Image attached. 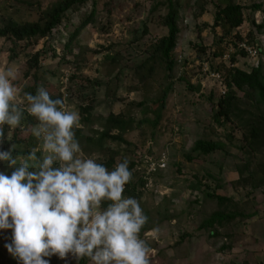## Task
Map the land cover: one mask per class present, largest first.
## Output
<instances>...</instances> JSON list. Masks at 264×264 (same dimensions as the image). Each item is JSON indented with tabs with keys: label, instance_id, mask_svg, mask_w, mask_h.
I'll return each mask as SVG.
<instances>
[{
	"label": "rangeland",
	"instance_id": "rangeland-1",
	"mask_svg": "<svg viewBox=\"0 0 264 264\" xmlns=\"http://www.w3.org/2000/svg\"><path fill=\"white\" fill-rule=\"evenodd\" d=\"M58 1L0 0V28L36 21ZM172 1L179 34L177 64L171 79L162 65H157L151 78L141 83L134 80V69L147 58L148 47L167 34L162 23L168 13V0H89L78 11L67 14L63 24L68 30L60 26L49 40L52 53L62 60L45 59L41 63V80L49 94H59L79 115L82 106H91L87 122H82L80 115L79 128L94 140L114 112L128 123L133 122L123 136L126 144L107 140L103 146L115 153L113 168L125 159L132 168L134 193L123 195L136 198L148 218V230L140 237L151 249L150 264H262L264 186L255 185L261 178L258 168L264 165V105L243 88L234 90L228 115H218V102L226 95L207 82L203 72L208 68L223 78L233 70L251 72L244 59L236 57L235 47L243 36L256 32L252 22L257 14L258 20L264 22V0ZM229 1L244 8V23L236 31L224 34L219 28L212 29L213 17L217 8ZM255 7L260 9L253 15ZM202 9L204 13L198 18ZM93 10L91 23L79 31L71 52L64 53L63 45ZM43 45L44 41L31 46L0 39V71L8 67L18 70L14 84L21 89V97L22 87L29 84L23 78L26 63ZM261 64L264 74V58ZM187 84H201L202 89L199 94L192 93ZM169 86L161 121L154 126L159 109L154 112L152 104ZM94 88L96 99L92 100ZM82 97L87 99L83 105ZM140 102L145 105L136 106ZM33 138L29 152L39 144ZM198 139L222 142L226 151L188 162L186 156ZM81 143L85 157L99 163L106 160L102 151ZM14 148L18 152L23 150L21 146ZM162 154L167 158L166 169L148 175L146 158L157 159ZM6 167V163L0 164V170ZM216 178L225 181H221L222 186ZM232 178L234 181H230ZM205 194H219L229 201L221 203ZM215 212L236 217L201 229V224ZM154 229L158 230L155 235ZM10 239L11 230H1L0 264H15V258L4 247ZM166 248L169 256L161 253ZM46 259L50 264H77L81 258L69 254L65 258L53 255Z\"/></svg>",
	"mask_w": 264,
	"mask_h": 264
},
{
	"label": "clouds",
	"instance_id": "clouds-1",
	"mask_svg": "<svg viewBox=\"0 0 264 264\" xmlns=\"http://www.w3.org/2000/svg\"><path fill=\"white\" fill-rule=\"evenodd\" d=\"M17 75L15 67L0 71V164H7L0 170V230H11L8 253L18 264H50L46 258L69 254L90 264H150L151 249L140 237L148 218L136 198L123 195L129 161L109 170L85 157L74 131L79 112L44 87L21 97ZM24 111L37 121L31 132L39 144L13 157L14 145L3 149L4 126H19Z\"/></svg>",
	"mask_w": 264,
	"mask_h": 264
},
{
	"label": "trees",
	"instance_id": "trees-1",
	"mask_svg": "<svg viewBox=\"0 0 264 264\" xmlns=\"http://www.w3.org/2000/svg\"><path fill=\"white\" fill-rule=\"evenodd\" d=\"M89 0H60L51 6L49 9L44 11L36 21L19 23L15 26H6L0 28V39L9 40L12 42H24L31 46H37L40 41H44L43 48L29 57L26 63V69L23 74L24 80L28 81V85L22 87V97L23 93L36 94L40 87L46 86L41 80V63L45 59H56L58 61L62 60L57 58L55 54L52 53L49 46V40L54 36L55 33L59 32L60 26L63 25V30L67 31L68 26L63 24L67 20V14L73 11H78L81 7L86 5ZM168 13L165 16L162 25L167 29V34L159 38L153 45H150V50L147 58L134 69V80L137 82H143L154 74L157 65H162L165 74L169 79L172 78L175 66L177 64V58L175 56V49L177 47V37L179 34V29L177 26V11L175 10V4L172 0H168ZM259 7L252 8V14H256L259 11ZM204 10L199 13L201 17ZM94 10L90 16L81 22L79 27L75 32L69 37V40L63 45V52L69 53L72 49V44L75 42L79 31L83 30L91 23ZM244 23V8L237 3L227 2L223 7H218L216 13L213 17L212 29L219 28L224 34L236 31ZM254 25V22H252ZM264 25L256 27L258 31L262 30ZM249 40L253 39L252 31L248 33ZM222 38L219 40L221 41ZM241 40V39H240ZM239 40V41H240ZM108 59V58H107ZM262 65V64H261ZM225 82V97L222 96L218 102L219 113L218 115L227 116L229 111L232 109V102L234 100V90H242L246 88L251 92L253 96L256 97L259 104L264 105V74L261 66L258 69L251 70L250 73L242 72L241 70L229 71L227 78H224ZM81 84H89V81H81ZM197 86H191L187 84V89L195 93ZM171 86L163 93L162 97L153 102V111L159 112L153 122L154 126H157L161 121V111L165 108V101ZM96 90L93 89L91 93L92 100H95ZM51 98L57 99L62 98L59 94H50ZM82 105L86 103L87 99L85 97L81 98ZM144 102L136 104L138 107H143ZM26 107V102L25 105ZM92 109L87 103L81 108V121L87 122L90 117ZM132 121L129 123L123 118L121 114L114 115L110 114L108 118L102 124V131L99 134L97 140L93 137L86 136L82 129L76 128L75 136L76 139L86 146L96 147L99 151H102L103 155H107L106 160L102 162L109 170L113 169L115 163V153L104 149V142L107 140H112L113 142H119L126 144L123 136L128 132ZM37 124L34 117L30 116L26 111L23 112L21 123L16 128H9L7 125L4 126L5 133V143L3 144V149L8 150L12 145L21 146L23 150L18 152L13 150V155L27 156L29 147L34 141V136L32 135L31 129ZM116 131L117 134H112ZM254 133V130L251 134ZM82 149V148H81ZM83 151V149H82ZM226 146L222 142H217L213 140L198 139L194 142L191 150V154L186 156L188 162L205 160V158L211 154L217 152H225ZM109 154V156H108ZM132 167V166H131ZM132 169V168H131ZM130 169V170H131ZM261 178H259L255 188L259 186H264V165L258 168ZM134 187L131 181L125 185V195H133ZM206 198L216 199L218 202L228 203L229 199L227 197L221 196L219 194H205ZM236 217L235 214H225L222 212L213 213L207 220L201 224V229L213 228L216 224H220L225 221H232ZM147 227L144 225L141 229V233L147 231ZM15 264L18 261L15 259ZM77 264H89L87 258H81Z\"/></svg>",
	"mask_w": 264,
	"mask_h": 264
},
{
	"label": "built area",
	"instance_id": "built-area-1",
	"mask_svg": "<svg viewBox=\"0 0 264 264\" xmlns=\"http://www.w3.org/2000/svg\"><path fill=\"white\" fill-rule=\"evenodd\" d=\"M254 25L255 28L264 25V22L259 21L258 14L255 16ZM264 29V27H263ZM262 29V30H263ZM253 32V39L249 40V37L243 36L240 41L236 44L235 50L237 58L241 57L244 59L247 67L250 70L258 69L261 66V62L264 58V35L262 30ZM233 67V65H232ZM203 75L206 77V81L212 86H215L221 95L225 94V82L224 78L217 71L211 72L208 68L204 70ZM148 175H154L159 171H164L167 166V158L165 154H162L157 159L148 157L145 161ZM1 237V230H0Z\"/></svg>",
	"mask_w": 264,
	"mask_h": 264
},
{
	"label": "crops",
	"instance_id": "crops-1",
	"mask_svg": "<svg viewBox=\"0 0 264 264\" xmlns=\"http://www.w3.org/2000/svg\"><path fill=\"white\" fill-rule=\"evenodd\" d=\"M176 52H177V50L175 49V53H176ZM114 114H115V115H118V113H115V112H114ZM216 179L218 180V184H219L220 186H222L221 181H222L223 183L225 182L222 178H216ZM220 179H222V180H220ZM234 179H235V178H232V179H230V181H234ZM230 181H229V182H230ZM226 222H230V221H226ZM216 225H217V224H216ZM220 225H222V223H220ZM146 237H147V234H146ZM185 246L187 247L188 245L185 243ZM154 248H155V247H154ZM159 249H161V248H157V250H159ZM167 249H168V248H166L165 250H163V252H161V253H163V254L168 253V252H167ZM262 249H263V251H264V245H262ZM153 250H154V249H153ZM153 250H152V252H153ZM167 255L169 256V253H168ZM192 257H193V256H192ZM255 257H258V254H255ZM185 259H186V260H187V259L189 260L190 258H184V260H185ZM262 264H264V261H263Z\"/></svg>",
	"mask_w": 264,
	"mask_h": 264
},
{
	"label": "water",
	"instance_id": "water-1",
	"mask_svg": "<svg viewBox=\"0 0 264 264\" xmlns=\"http://www.w3.org/2000/svg\"><path fill=\"white\" fill-rule=\"evenodd\" d=\"M201 89H202V85L201 84H199L198 86H197V88H196V94H199L200 93V91H201Z\"/></svg>",
	"mask_w": 264,
	"mask_h": 264
}]
</instances>
